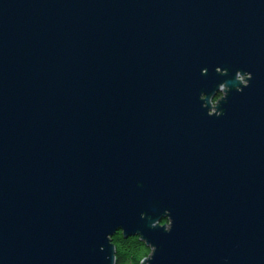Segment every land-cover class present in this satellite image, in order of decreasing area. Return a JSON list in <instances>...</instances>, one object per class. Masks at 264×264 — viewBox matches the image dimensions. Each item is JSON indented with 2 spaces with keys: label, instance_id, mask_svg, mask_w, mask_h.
<instances>
[{
  "label": "water",
  "instance_id": "1",
  "mask_svg": "<svg viewBox=\"0 0 264 264\" xmlns=\"http://www.w3.org/2000/svg\"><path fill=\"white\" fill-rule=\"evenodd\" d=\"M120 226L264 264V0H0V264H113Z\"/></svg>",
  "mask_w": 264,
  "mask_h": 264
},
{
  "label": "clouds",
  "instance_id": "2",
  "mask_svg": "<svg viewBox=\"0 0 264 264\" xmlns=\"http://www.w3.org/2000/svg\"><path fill=\"white\" fill-rule=\"evenodd\" d=\"M216 71L221 75H227L228 69L218 66ZM203 74H207L208 69L204 68L202 70ZM253 79V73L251 71H244L243 69H237L235 73V88L238 92H243L245 88L250 86V82ZM232 90V86L228 81H224L219 84L215 93L211 96L207 92H202L200 99L203 101L202 107L208 109L207 115L220 117L225 113L220 107L221 102L228 99L229 93ZM210 105V107H209ZM147 214L142 213L141 217L144 218ZM154 227L158 226L163 228L167 232H171L174 226V219L171 214V209H165L163 214L155 220ZM123 230L125 234V239L131 238L132 236L140 237L141 244L148 250L146 253H142L139 257V264H151L152 259L155 256L157 251V246L153 243H150L141 232H137L132 235H126V229L123 226L117 227L114 232L107 234V240L114 247L113 254V264H125V261L121 259L119 245L115 242L114 237H116L118 231Z\"/></svg>",
  "mask_w": 264,
  "mask_h": 264
},
{
  "label": "trees",
  "instance_id": "3",
  "mask_svg": "<svg viewBox=\"0 0 264 264\" xmlns=\"http://www.w3.org/2000/svg\"><path fill=\"white\" fill-rule=\"evenodd\" d=\"M115 242L119 245L121 259L125 264H139V257L148 250L141 244L140 237L132 236L125 239L122 231H118Z\"/></svg>",
  "mask_w": 264,
  "mask_h": 264
}]
</instances>
